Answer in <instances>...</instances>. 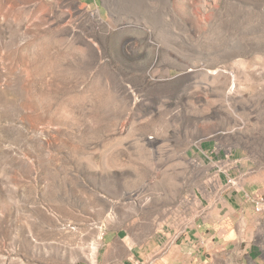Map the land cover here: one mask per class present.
I'll use <instances>...</instances> for the list:
<instances>
[{
	"label": "rangeland",
	"instance_id": "1",
	"mask_svg": "<svg viewBox=\"0 0 264 264\" xmlns=\"http://www.w3.org/2000/svg\"><path fill=\"white\" fill-rule=\"evenodd\" d=\"M96 3L0 0V264H123L150 240L154 264H242L172 245L212 171L196 149L264 168V0Z\"/></svg>",
	"mask_w": 264,
	"mask_h": 264
},
{
	"label": "crops",
	"instance_id": "2",
	"mask_svg": "<svg viewBox=\"0 0 264 264\" xmlns=\"http://www.w3.org/2000/svg\"><path fill=\"white\" fill-rule=\"evenodd\" d=\"M89 1L97 4V0ZM195 153L212 171L206 190H196L201 214L172 248L201 251L222 246L240 252L242 264H264V212H255L246 197V192L264 195V168L256 166L245 147L226 150L216 140L204 143ZM160 249L158 240L129 244L130 255L123 264H154V254ZM160 258L165 261L167 253Z\"/></svg>",
	"mask_w": 264,
	"mask_h": 264
},
{
	"label": "built area",
	"instance_id": "3",
	"mask_svg": "<svg viewBox=\"0 0 264 264\" xmlns=\"http://www.w3.org/2000/svg\"><path fill=\"white\" fill-rule=\"evenodd\" d=\"M230 182L233 183V179H230ZM246 197L252 202L255 212H264V195L246 192Z\"/></svg>",
	"mask_w": 264,
	"mask_h": 264
}]
</instances>
